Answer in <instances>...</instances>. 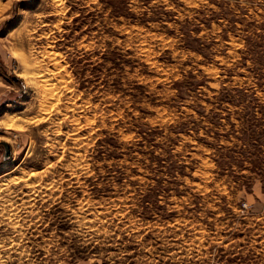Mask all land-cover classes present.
<instances>
[{"label":"rangeland","instance_id":"rangeland-1","mask_svg":"<svg viewBox=\"0 0 264 264\" xmlns=\"http://www.w3.org/2000/svg\"><path fill=\"white\" fill-rule=\"evenodd\" d=\"M0 264H264V0H0Z\"/></svg>","mask_w":264,"mask_h":264},{"label":"bare ground","instance_id":"bare-ground-1","mask_svg":"<svg viewBox=\"0 0 264 264\" xmlns=\"http://www.w3.org/2000/svg\"><path fill=\"white\" fill-rule=\"evenodd\" d=\"M14 121V120H13ZM2 125L5 127V128H9V127H11V123H5V122H3L2 123ZM13 127V126H12Z\"/></svg>","mask_w":264,"mask_h":264},{"label":"water","instance_id":"water-1","mask_svg":"<svg viewBox=\"0 0 264 264\" xmlns=\"http://www.w3.org/2000/svg\"><path fill=\"white\" fill-rule=\"evenodd\" d=\"M5 147H6V156L8 155V153H9V146H8V144L7 143H5Z\"/></svg>","mask_w":264,"mask_h":264}]
</instances>
